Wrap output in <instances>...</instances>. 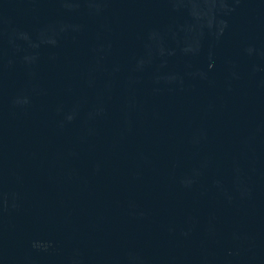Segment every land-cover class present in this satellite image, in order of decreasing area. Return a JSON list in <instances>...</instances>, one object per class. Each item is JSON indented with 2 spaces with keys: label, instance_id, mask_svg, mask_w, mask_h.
<instances>
[{
  "label": "water",
  "instance_id": "1",
  "mask_svg": "<svg viewBox=\"0 0 264 264\" xmlns=\"http://www.w3.org/2000/svg\"><path fill=\"white\" fill-rule=\"evenodd\" d=\"M0 264H264V0H0Z\"/></svg>",
  "mask_w": 264,
  "mask_h": 264
}]
</instances>
